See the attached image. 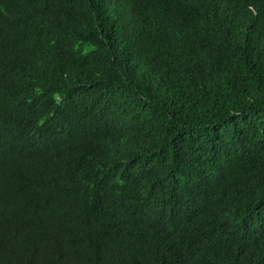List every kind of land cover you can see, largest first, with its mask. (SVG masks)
Here are the masks:
<instances>
[{
    "label": "trees",
    "instance_id": "16d2710c",
    "mask_svg": "<svg viewBox=\"0 0 264 264\" xmlns=\"http://www.w3.org/2000/svg\"><path fill=\"white\" fill-rule=\"evenodd\" d=\"M0 264H264V0H0Z\"/></svg>",
    "mask_w": 264,
    "mask_h": 264
},
{
    "label": "clouds",
    "instance_id": "9594fccd",
    "mask_svg": "<svg viewBox=\"0 0 264 264\" xmlns=\"http://www.w3.org/2000/svg\"><path fill=\"white\" fill-rule=\"evenodd\" d=\"M211 1V0H210ZM126 229H128V228H126Z\"/></svg>",
    "mask_w": 264,
    "mask_h": 264
}]
</instances>
